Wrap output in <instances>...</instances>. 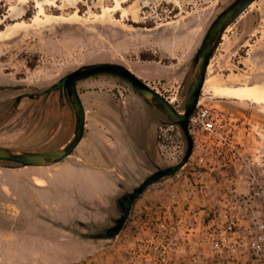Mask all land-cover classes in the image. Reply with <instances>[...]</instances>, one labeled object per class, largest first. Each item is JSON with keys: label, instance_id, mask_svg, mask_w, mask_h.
<instances>
[{"label": "rangeland", "instance_id": "rangeland-1", "mask_svg": "<svg viewBox=\"0 0 264 264\" xmlns=\"http://www.w3.org/2000/svg\"><path fill=\"white\" fill-rule=\"evenodd\" d=\"M232 1L0 0V145L64 144L75 115L61 80L91 63L124 65L183 111L194 56ZM79 83L83 167L108 160L110 189L80 195L79 150L46 167L0 161V264H264V0L210 60L200 100L214 128L191 125L188 162L135 201L112 239L89 234L114 224L115 199L180 161L187 142L126 81Z\"/></svg>", "mask_w": 264, "mask_h": 264}, {"label": "water", "instance_id": "water-1", "mask_svg": "<svg viewBox=\"0 0 264 264\" xmlns=\"http://www.w3.org/2000/svg\"><path fill=\"white\" fill-rule=\"evenodd\" d=\"M255 0H233L211 23L202 43L197 50L192 64L191 78L186 94L185 108L178 111L174 105L161 93L149 86L122 64L113 62H98L81 66L63 77L69 101L75 115V126L70 138L62 145L47 151L18 150L0 145V161L8 167H46L60 163L73 154L84 137L86 111L78 92L77 83L97 75H111L126 81L138 94L150 103L162 116L172 124L180 127L187 142V149L180 161L167 167H159L149 174L140 184L121 196L126 201L115 224L109 228H100L90 239H112L123 229L135 201L151 186L166 177L176 174L188 162L194 149L191 133V118L197 109L203 87L205 85L208 66L216 49L222 41L226 29L239 17ZM5 86H0L4 90Z\"/></svg>", "mask_w": 264, "mask_h": 264}, {"label": "crops", "instance_id": "crops-1", "mask_svg": "<svg viewBox=\"0 0 264 264\" xmlns=\"http://www.w3.org/2000/svg\"><path fill=\"white\" fill-rule=\"evenodd\" d=\"M79 86H80V83L78 84V88ZM79 94L83 102V94L82 93H79ZM86 127H87V111H86L85 128ZM83 139L81 140V142L75 149V150H79V154H75L76 157L78 158V161H77V164L74 165L73 169L75 172L83 175V181L78 183L79 185L78 192L80 193V195H84L87 198L89 195L104 193L110 189L109 182H108V172L110 171V169L108 166L109 165L108 160L104 159L103 157L98 162H96L97 164L96 168L83 167V160L86 162V157H87L86 155H83ZM133 156L134 155H132V160L134 161Z\"/></svg>", "mask_w": 264, "mask_h": 264}, {"label": "built area", "instance_id": "built-area-1", "mask_svg": "<svg viewBox=\"0 0 264 264\" xmlns=\"http://www.w3.org/2000/svg\"><path fill=\"white\" fill-rule=\"evenodd\" d=\"M214 118L210 108L201 105V100H199L197 109L191 118V125L197 126L201 130L210 131L214 128Z\"/></svg>", "mask_w": 264, "mask_h": 264}, {"label": "flooded vegetation", "instance_id": "flooded-vegetation-1", "mask_svg": "<svg viewBox=\"0 0 264 264\" xmlns=\"http://www.w3.org/2000/svg\"><path fill=\"white\" fill-rule=\"evenodd\" d=\"M31 97H34V95H32ZM133 136L136 138V140L138 139V136H136V134L133 132ZM134 141V144L136 145V142H135V140H133ZM140 141V140H139ZM159 168V167H158ZM140 184V183H139ZM138 184V185H139ZM137 185V186H138ZM134 188V187H133ZM132 188V189H133ZM130 191H132V190H130ZM130 191H124V193H122V195L123 194H125V193H127V192H130ZM122 195H120V196H118L116 199H115V205H116V209H117V211H118V214H120L121 213V211H122V208H123V206L126 204V201H124V200H122L121 199V196ZM119 217V216H118ZM117 217V218H118ZM117 218H115L114 219V224H115V220L117 219ZM114 224H112L111 226H113ZM111 226H108V227H104V228H109V227H111ZM99 231V230H98Z\"/></svg>", "mask_w": 264, "mask_h": 264}]
</instances>
